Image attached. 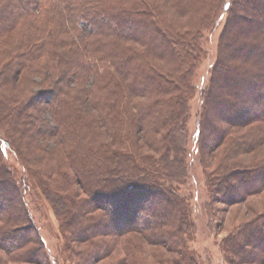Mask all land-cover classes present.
<instances>
[{
  "label": "trees",
  "instance_id": "trees-1",
  "mask_svg": "<svg viewBox=\"0 0 264 264\" xmlns=\"http://www.w3.org/2000/svg\"><path fill=\"white\" fill-rule=\"evenodd\" d=\"M220 19L197 125L205 164L232 153L205 173L212 198L235 204L264 191V157L236 160L264 146V0H0V263L48 260L30 211L42 194L67 242L89 243L81 262L138 235L124 262L140 264L147 244L201 264L179 191L205 34ZM258 219L226 251L264 252Z\"/></svg>",
  "mask_w": 264,
  "mask_h": 264
},
{
  "label": "rangeland",
  "instance_id": "rangeland-1",
  "mask_svg": "<svg viewBox=\"0 0 264 264\" xmlns=\"http://www.w3.org/2000/svg\"><path fill=\"white\" fill-rule=\"evenodd\" d=\"M229 5L230 0H224ZM174 15V14H172ZM175 16V15H174ZM177 17V16H176ZM222 19V18H221ZM220 23L211 32L205 34L204 48L205 56L195 79V97L191 100V119L188 123L189 130V152H188V179L180 186V194L187 200L190 210V220L193 222V233L187 238L188 248L197 253L201 264H264V252L259 249H245L254 254L255 257L245 255L236 256L226 251L225 239L234 237L235 240L243 239L249 229L256 225L261 215L264 214V191L260 194L250 196L247 200L225 204L215 201L207 184L205 166L213 170L223 156L233 158L228 147L222 146L213 157H207L208 164L202 160L201 146L199 142L198 115L202 104V92L210 84L212 70L217 60V46L223 29L224 22ZM246 132V131H243ZM242 132L238 135L242 136ZM5 158L14 162V157L4 149ZM149 151V150H146ZM43 156V155H41ZM45 154L43 158L45 159ZM264 157V146L253 153L238 156L236 160L242 165L248 166L260 161ZM212 160H211V159ZM227 160V159H226ZM211 172V171H210ZM34 205H30L31 214L39 227L41 239L44 243V251L48 260L43 264H129L125 259L124 244L133 240L138 241V235H128L123 238V243L116 245L113 252L102 256L94 263L81 262L82 255L89 250V243L73 241L67 242L66 234L63 233L60 222L49 202L42 194H33ZM254 224H253V223ZM253 224V225H251ZM249 228V229H248ZM196 229V230H195ZM247 236V235H246ZM249 238V236H248ZM251 239V238H249ZM244 240V239H243ZM37 245L39 243H36ZM69 244V245H68ZM34 245V244H33ZM31 247V245L29 246ZM249 248V249H248ZM246 251V252H247ZM250 254V255H251ZM101 256V255H100ZM256 258L255 260H253ZM180 259L177 252H170L164 246L145 245V250L138 255L140 264H176ZM253 260V261H252ZM0 264H34L25 262H9L3 259Z\"/></svg>",
  "mask_w": 264,
  "mask_h": 264
}]
</instances>
